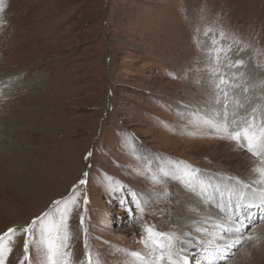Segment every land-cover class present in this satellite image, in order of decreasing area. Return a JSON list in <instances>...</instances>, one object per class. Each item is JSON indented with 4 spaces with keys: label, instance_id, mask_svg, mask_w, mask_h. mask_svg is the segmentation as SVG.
<instances>
[{
    "label": "rangeland",
    "instance_id": "rangeland-1",
    "mask_svg": "<svg viewBox=\"0 0 264 264\" xmlns=\"http://www.w3.org/2000/svg\"><path fill=\"white\" fill-rule=\"evenodd\" d=\"M221 31L239 39L221 44L243 67L209 59ZM221 75L248 111L264 105V0H0V232L23 228L86 179L68 219L71 264L85 244L99 264H144L129 255L149 256L144 223L188 236L183 264H264L259 200L239 234L213 226L228 215L217 205L229 200L230 178L261 188L234 166L249 173L254 158L215 126ZM219 141L230 153L211 157ZM24 238L5 264H20ZM29 252L41 264L35 244Z\"/></svg>",
    "mask_w": 264,
    "mask_h": 264
},
{
    "label": "snow or ice",
    "instance_id": "snow-or-ice-1",
    "mask_svg": "<svg viewBox=\"0 0 264 264\" xmlns=\"http://www.w3.org/2000/svg\"><path fill=\"white\" fill-rule=\"evenodd\" d=\"M199 31V29H198ZM212 28H206L204 35L208 36L212 33ZM231 39L233 44H239L240 41L236 37H228L224 32H220L217 37L215 34L211 37V47L208 48V57L215 63H220L222 59L226 60L227 68L239 69L243 67L245 62L242 59L232 60L229 53L232 52V44L223 45L221 41ZM245 45L244 48H247ZM244 49H240L243 51ZM219 83L215 85L216 89L223 91L222 86L229 84V79L221 75L218 77ZM236 79L235 73L232 80ZM264 86V81L261 82ZM233 88L240 87L239 84L232 83ZM243 93L247 94L249 89L244 87ZM224 100L218 101L223 103L225 111L222 113L224 123L215 125L217 130L222 132L226 138L235 142L238 146L246 148L247 152L254 158L251 172L254 175L253 183L261 186L259 190H252L251 185L243 180L232 177L233 186L228 189L229 200L227 204L217 205L221 212H227L228 215L220 219L219 223L213 226L225 233L239 234L244 227L245 219H249L246 210L256 206L259 200L260 205L264 206V105H257L248 111L245 104L241 103L238 98L230 96L227 91H223ZM234 104V110L227 112L228 105ZM240 110H244L241 114ZM91 153L85 156L88 159ZM184 175H192L190 167H186ZM83 175L87 177L88 173ZM165 177L170 173L163 172ZM159 182V181H156ZM86 179H80L78 185L86 184ZM78 185H73L69 194L52 202L50 210L42 213L40 216L23 226V228L9 227L5 231L0 232V264H5L7 256L13 251V245L16 237L21 233L24 234L23 251L24 256L20 264L30 259V246L35 244L37 251L40 253L41 264H71V253L67 251L70 233L68 231V219L73 211V207L78 205ZM164 197L168 196L167 189L164 190ZM223 195V193H221ZM84 204H87V196L85 195ZM62 205V206H61ZM54 206V207H53ZM143 211V209H141ZM83 215H81V227H83ZM144 236L141 243L148 250L149 256L144 259L140 253H129L135 260H144V264H183V246L185 241L182 239L183 234L177 235L175 232L166 233L156 229L155 225L148 223L143 224ZM249 240L256 239L255 236L246 237ZM192 241H187L191 243ZM235 243H239L236 240ZM84 260L81 264H99L98 260L93 259L91 251L85 244Z\"/></svg>",
    "mask_w": 264,
    "mask_h": 264
},
{
    "label": "bare ground",
    "instance_id": "bare-ground-1",
    "mask_svg": "<svg viewBox=\"0 0 264 264\" xmlns=\"http://www.w3.org/2000/svg\"><path fill=\"white\" fill-rule=\"evenodd\" d=\"M215 118H216V116H215ZM230 150H231V148L229 147V144L226 141H219L216 144V146L213 147V149L211 150V157H219V156L227 155L230 153ZM212 153H214L215 155H213ZM233 161H236V163L234 164V166L236 167V170L244 171L245 175H248L250 180L253 181L254 175L252 172L246 173L247 170L245 168L244 162L240 161L239 159H235ZM237 161H240V162H237ZM184 222H187V221H184ZM180 224L182 226V221H180ZM185 239H187V240L185 241L184 246L187 247V245L189 244V243H187V241L189 239L188 236H186Z\"/></svg>",
    "mask_w": 264,
    "mask_h": 264
}]
</instances>
